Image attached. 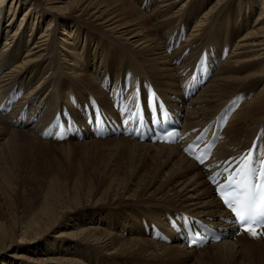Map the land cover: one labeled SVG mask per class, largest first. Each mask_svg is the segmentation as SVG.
<instances>
[{
    "label": "bare ground",
    "instance_id": "1",
    "mask_svg": "<svg viewBox=\"0 0 264 264\" xmlns=\"http://www.w3.org/2000/svg\"><path fill=\"white\" fill-rule=\"evenodd\" d=\"M40 1L45 4L43 8L50 14L53 13V8H57L56 0H33L35 8H40L38 6L41 5L38 4ZM21 3L23 4V0H0V94L5 95L9 89L13 88V83L20 79L19 84L24 85L26 89L21 100L33 104L38 98L39 104L43 103L39 122L45 123L50 119L46 114V108L54 104L55 92L58 94L60 105L68 104V101L73 100L74 105L71 107L77 108L84 115L82 104H80L82 102L79 101V103L76 100V93L81 92L84 85L89 89L87 92L100 94L98 97L101 104L108 108L105 110L106 113H115L109 107L110 101L107 102V97L101 91L108 89L114 102V97L118 95L117 86H121L126 78L123 77V80L121 81V78L118 82L119 73H114L113 67L120 60L116 54L115 58L111 56L105 58V53L117 52L119 58L127 57L131 62H135L134 65L137 63L135 74L148 77L161 95L169 99L172 94H179L180 79L177 72L192 57L188 55L178 68L174 65L176 55H179L185 47H189V53L195 50L199 53L201 49L209 45L220 47L228 43L229 46L235 36V47L222 60L213 80L202 91L200 90L197 97L190 100L188 104L185 103L188 108L185 112L186 128L203 124L215 117L223 104L241 92L248 96L233 113L224 129V142L218 146V154L221 158H226L233 153H240L248 147L257 130L264 127V0H237L235 6L230 9V23L227 26L220 22L218 24V21L222 18L224 11L228 10L227 4L232 5V0H216L214 5L207 9L204 7L206 0L205 2L203 0H157L152 8L154 15L151 19V14L140 10L132 0H103V2L86 0L80 4L75 3V12H78L80 18L89 19L87 24L83 23V20L78 21L91 27L94 32L85 33L88 46L99 41L98 39L104 42L106 39L105 43L110 44V46L103 45V47L98 44L99 49L94 52L89 51L90 49L86 46L84 56H76L75 65L71 63L74 56L70 58L69 55H74L75 45L79 43L84 31L78 30L79 33H74L77 32L76 29L74 31L68 29L60 37L64 46L56 47L51 44L55 35L49 39L52 32L50 27L47 28L49 30L45 29L36 36L42 14L35 13L34 7L30 6L28 12H24L25 15L23 14L15 28L10 20L6 21V11L12 12L11 17L14 16L17 4L20 8ZM101 3H104V9L101 8ZM257 8L259 9L257 16L249 25L250 19L248 18H251L253 11ZM193 9L196 12L200 9L204 10L192 23L190 33L186 36L177 54L174 52L170 55L164 45L166 38L168 35L171 38L175 32L179 33L182 28L180 26L186 25V18L195 17L193 11L189 14ZM32 12L36 14V17ZM71 12L70 16L74 11ZM182 19L185 21H181ZM55 31L57 30H54V34ZM60 32L58 31L56 36ZM30 40L32 44L28 46ZM24 45L28 48L24 50L22 59L13 60L17 58V53ZM87 50L89 52L86 54ZM105 50L107 52H104ZM128 55H134V57ZM48 70L52 71L53 76L47 73L42 79L36 77ZM126 73L127 70H124L122 74L126 75ZM98 77L102 84L97 83ZM110 77H114L117 81L109 88ZM78 79L82 82H76L79 81ZM28 82L33 83L30 85ZM71 82L76 85L73 86ZM98 85L102 88H98ZM29 86H31L30 90ZM122 96L128 99L132 97V94L121 92ZM80 98L86 99V94H82ZM181 109L184 111L183 107ZM4 118L7 119L6 116ZM4 118L0 114V138L2 135L9 134L8 138L13 142L17 139L15 136L22 133L37 140L25 131L10 128ZM80 121L77 131L82 130L83 134L92 133V129L96 131L87 121ZM105 121L108 123L107 115ZM109 121L113 123L112 116ZM114 139L115 142H122L124 146L143 149L142 153L133 150L132 157L135 160H140L143 155L144 158L151 160V180L145 184L147 187L140 196H136L135 200L116 203L115 206L124 204L126 209H128L127 205L134 206L138 211H145L141 209V206H146L145 209L151 211V227L157 221L165 232L178 238L185 235V228L182 227V231L176 234L178 231L172 230L171 222L173 219L182 221L180 215L182 213L189 214L194 221L199 220L227 231L224 221L230 216L214 196V190L205 178L201 167L180 152L177 145L151 144L131 140L122 135L115 136ZM104 140L109 141L110 139ZM124 198L130 199L129 196ZM107 205L109 204L104 206L107 207ZM123 210V216H121V208L117 216L108 219L103 212L98 214L94 212L95 215L89 213L88 219L94 225L85 229L83 235L79 237L81 242H72L74 247L65 251L68 258L61 259L59 262L62 264H93L89 254L81 255L79 252L90 246L101 250L104 256H110L111 261L107 264L123 262L126 256L150 258L159 262H172V259L179 257H182L180 260L183 261L186 258L189 260L191 257L198 256L197 248L189 249L183 241L165 245L155 242L151 238L152 232H148L149 236L144 238L132 234V230L135 229L132 221L142 213H136L135 210L132 214L135 217L132 218L129 217L132 213L129 212L130 210L127 213L124 208ZM118 228L125 230L129 228L131 237L121 236L119 232L111 231V229ZM147 229L151 230V228ZM233 235L234 232H229L226 237L202 248L209 245L218 258L229 257L228 264H264V244H262L264 240L260 235L254 238L250 234H239L232 239ZM114 257H117L116 261Z\"/></svg>",
    "mask_w": 264,
    "mask_h": 264
},
{
    "label": "rangeland",
    "instance_id": "2",
    "mask_svg": "<svg viewBox=\"0 0 264 264\" xmlns=\"http://www.w3.org/2000/svg\"><path fill=\"white\" fill-rule=\"evenodd\" d=\"M85 1L86 0H56L55 6H57V8H53L52 14L54 15H52L45 11L43 8L45 4L41 1L38 2V4H41L38 5L40 8H35L34 6L36 5L33 0H23V4L21 3L22 5L20 8H18L17 4L14 16L11 17L12 12L9 13V11H6V21L10 20V23L14 24L15 28L24 12L27 13L30 6L34 7V9H36L35 13L42 14L40 18L41 23L36 31V36L45 29L49 30L47 28L50 27V31L52 32L49 35V39H52L55 35L51 44L56 47L64 46L63 40L60 39V37L63 35V32H66L68 29L69 31H74V29H76L77 32L74 33H79L78 30L84 31L79 43L75 45L74 55H69L70 58L74 56V59H71V63L74 64L78 56H84V49L88 46L85 33L93 32L91 27L85 26L78 21L83 20L82 22L87 24L89 19H81L78 12H75L76 4ZM156 1L157 0L152 1V8ZM203 1L205 2V0ZM215 1L216 0H206L207 4H204L205 9L214 5ZM232 1L233 3L231 6V3L227 4L229 11H224L222 15L223 19L221 18L218 21V24L222 23L227 26L230 23V9L235 6L237 0ZM98 2H103V0H98ZM132 2L146 14H151L150 19L151 16L154 15L151 7L145 9L143 6L148 0H132ZM100 6L102 9L105 8L104 3H101ZM72 10L74 12L72 16H70L69 14L72 13ZM203 10L204 9H200V11L196 12L193 9L190 11L189 14L193 11L195 17L193 19L186 18L187 22L185 23V28H187V36L190 33L192 23L198 19L200 12ZM217 10L218 8L214 11L216 12ZM258 11L259 9L257 8L253 11L251 18H248L250 19L249 25L254 22V18L257 16ZM32 14L34 15L33 12ZM34 16L36 17V14ZM181 21L184 22L185 19H182ZM54 30H57L55 31V34ZM58 31L61 32L56 36ZM98 40L99 41L97 42L91 43L87 49L94 52L99 49L98 44H100L101 47H103V45L110 46L109 43H105L107 42L106 39L105 42L102 39ZM2 41H4V39H2ZM31 44L32 42L30 40L28 46ZM234 44L235 36H233L232 44L231 42L229 44V51L234 49ZM28 46L26 47V45H24L21 51L17 53V58H13V60H21L22 55L24 54L23 52ZM178 50L175 51L176 54ZM89 51L87 50L86 54ZM104 52H107V50ZM115 54L120 61H118L116 66L113 67V71L114 73H119L118 82H120L121 78V81L123 80V77L126 78V75L122 73L124 70H127V68L136 73L135 65L137 63L134 65L135 62H131L127 57L124 58L121 56V58H119L117 52L105 53V58L108 56L115 58ZM128 56L134 57V55ZM10 63L8 64L11 65L12 63ZM89 72L94 74L91 71ZM47 73L50 76H53L52 71L50 70L49 72L48 70L43 74H40L41 76L38 75L36 77L42 79ZM213 78L209 82H211ZM109 79L110 88L117 79L115 80L114 77H110ZM17 82L20 83V79L13 83V87ZM33 82H28V84L31 85ZM76 82L82 81L79 80ZM97 83L102 84V82L100 83L99 77ZM71 84L73 86L76 85L74 82H71ZM30 87L31 86H29V90ZM98 88L102 87L99 86ZM87 90L89 89L84 85L82 91L76 93V100L82 102H79L82 104V111L86 112L91 107V104L85 103L89 93L97 95L98 105L102 110L105 111L108 109L101 104L98 97L100 94L98 95V93L96 94L92 91L87 92ZM102 90L103 91L101 92L103 95L107 97V102L110 101V107L113 103V98H111L112 95L108 89L105 88ZM66 92L69 93V91ZM199 92L200 90L198 93ZM84 93L86 94V99L80 98ZM42 95L44 94L42 93ZM197 95L195 97H197ZM55 97L54 104L51 107H45L46 114L49 118L52 117L58 108H63L65 106L64 104H59L60 101L56 92ZM38 100L39 99L37 98V100L31 105H38ZM189 102L190 101L186 104ZM64 111H67L66 115H63ZM185 112L186 111L184 110V113ZM64 118L73 119L75 123H73L74 128H70L67 131L68 138H64L61 142H51L50 140L40 138L36 131L40 125L26 130V128L13 127L9 123L8 118H4L10 128L25 131L34 136L38 141L31 138V136L22 133L19 134V136H15L17 139L13 142L8 138L9 134L2 135V138H0V264H62L59 261L68 258V254L65 253L66 249L69 250L74 247V243L72 242H81L79 237L83 235L85 229L94 225V223L88 219L89 213L95 212L98 214L103 212V215L105 214V217L108 219L117 216L121 208V216H123L124 208L126 211L125 213L130 210L129 212L132 213L129 214V217L134 218L135 215L132 216V214L136 210V213L141 212L142 214L139 217L134 218L132 221V225L135 227V229L132 230V234H135L139 238H144L149 236L148 232H151V230L147 229L151 228V211H147L145 209L146 206H141V209L143 208L142 210L145 211H138L136 207L129 205H127L128 209H126L124 204L115 206V204L119 202L137 199L144 188L147 187L145 184L149 183L151 180L150 158H144L143 155V158L140 160H135L132 157V152L135 148L133 149L130 146H124L122 142H115V136L98 138L96 134H92L96 133L93 129L92 133L90 132L88 134H83L84 131L82 130L77 131L78 127L75 129V126H79V123H81L80 120H85L84 115L81 111H78L77 108L74 109V107H71L66 109L65 107L61 113V120ZM104 139L110 140L108 141ZM135 150L141 153L144 152V150L140 148ZM127 196H129L130 199L124 198ZM110 202L114 204H111ZM106 204L109 205L106 207L104 206ZM102 206L104 207L102 208ZM111 231L116 233L119 232L121 236L124 235L131 237V231L129 228L126 230L119 228L114 230L111 229ZM151 238L159 244L164 243L156 240L153 237V234H151ZM70 243H72L71 246H69ZM164 244L170 245L167 243ZM210 244L211 243H209V245ZM209 245L206 248H197L196 254L198 256L191 257L189 260L186 258V260L184 259L182 261L180 260L182 257H179L178 259H172V262H159L156 260L153 261L150 258L144 259L143 257L138 258L126 256L123 262L119 261L121 263L110 262L109 264L229 263V257L223 256L222 259L221 257L218 258L214 255L213 248ZM75 250H77V248ZM79 252L81 255L89 254L92 259L90 261L93 264H107L111 261L110 256H104L101 250L91 246L90 248ZM115 258L117 257H114V261H116Z\"/></svg>",
    "mask_w": 264,
    "mask_h": 264
},
{
    "label": "snow or ice",
    "instance_id": "3",
    "mask_svg": "<svg viewBox=\"0 0 264 264\" xmlns=\"http://www.w3.org/2000/svg\"><path fill=\"white\" fill-rule=\"evenodd\" d=\"M197 159L203 163L201 157ZM241 159L242 163L236 168L235 175H230L227 185L218 188V191L225 206L234 214L235 222L256 238L261 234L257 228H264V162L258 170V182L253 183L252 177L257 174V170L252 166V154ZM226 189L231 191L230 198L225 196Z\"/></svg>",
    "mask_w": 264,
    "mask_h": 264
}]
</instances>
